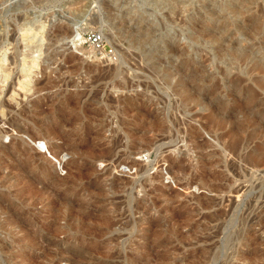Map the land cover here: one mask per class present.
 Masks as SVG:
<instances>
[{
  "label": "rangeland",
  "instance_id": "rangeland-1",
  "mask_svg": "<svg viewBox=\"0 0 264 264\" xmlns=\"http://www.w3.org/2000/svg\"><path fill=\"white\" fill-rule=\"evenodd\" d=\"M0 65V264H264V0H0Z\"/></svg>",
  "mask_w": 264,
  "mask_h": 264
},
{
  "label": "built area",
  "instance_id": "built-area-1",
  "mask_svg": "<svg viewBox=\"0 0 264 264\" xmlns=\"http://www.w3.org/2000/svg\"><path fill=\"white\" fill-rule=\"evenodd\" d=\"M87 37V41L92 44V46L99 52L104 48V36L101 32L92 31L90 33L85 34Z\"/></svg>",
  "mask_w": 264,
  "mask_h": 264
},
{
  "label": "bare ground",
  "instance_id": "bare-ground-1",
  "mask_svg": "<svg viewBox=\"0 0 264 264\" xmlns=\"http://www.w3.org/2000/svg\"><path fill=\"white\" fill-rule=\"evenodd\" d=\"M70 35H71V36H70ZM70 35H69V36H70L69 40H70L72 43H75L76 41H81L82 39H84V40L86 41L85 36H82V35L80 34L78 28H74ZM82 37H83V38H82ZM92 48L94 49V51H97L94 47H92ZM80 50H82V49H80ZM102 53H104V52H102ZM4 60H5V59H4ZM7 62H8V61H7ZM1 64H2V63H1ZM2 67L4 68V66H2ZM2 67H1V65H0V70H1L2 72H5L4 70H2ZM6 72H7V71H6Z\"/></svg>",
  "mask_w": 264,
  "mask_h": 264
}]
</instances>
